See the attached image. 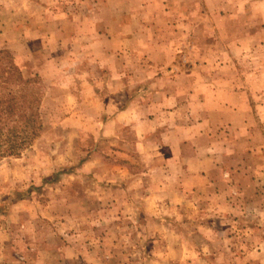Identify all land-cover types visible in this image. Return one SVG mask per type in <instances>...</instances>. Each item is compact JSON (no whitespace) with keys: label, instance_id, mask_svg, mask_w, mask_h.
<instances>
[{"label":"rangeland","instance_id":"1","mask_svg":"<svg viewBox=\"0 0 264 264\" xmlns=\"http://www.w3.org/2000/svg\"><path fill=\"white\" fill-rule=\"evenodd\" d=\"M0 50L43 92L0 161V264H264V0H0ZM189 135L209 187L127 209L110 167Z\"/></svg>","mask_w":264,"mask_h":264},{"label":"crops","instance_id":"2","mask_svg":"<svg viewBox=\"0 0 264 264\" xmlns=\"http://www.w3.org/2000/svg\"><path fill=\"white\" fill-rule=\"evenodd\" d=\"M120 122V117H116L108 123L106 126L108 136L114 137L117 135L116 131ZM154 130V128L152 131L151 129L145 130L142 134L144 136ZM189 133L190 131H188ZM196 142V135H189L179 143V146L171 148L170 152L163 151V148H161L163 145L159 147L137 143L140 148H149V151H145L148 164H142L141 173L132 174L129 171V165L111 166V174L120 169L127 175V186L123 191L124 193L121 192L125 195V202L123 199L121 201L127 209L135 210L136 205L140 204L145 208L148 216L159 218L163 213L162 211L168 207L177 208L178 206L191 205L192 196L200 189L209 187L211 170L205 167L206 163L209 161L211 164H218L215 156H211V153L205 152L203 155H199ZM186 147L189 148L188 153L185 150ZM201 159H205L203 165H199ZM131 165H134V163ZM86 168L88 170V166H85L84 169ZM83 264L96 263L95 261H84Z\"/></svg>","mask_w":264,"mask_h":264},{"label":"trees","instance_id":"3","mask_svg":"<svg viewBox=\"0 0 264 264\" xmlns=\"http://www.w3.org/2000/svg\"><path fill=\"white\" fill-rule=\"evenodd\" d=\"M43 92L35 78H25L11 54L0 50V161L20 157L41 130Z\"/></svg>","mask_w":264,"mask_h":264}]
</instances>
